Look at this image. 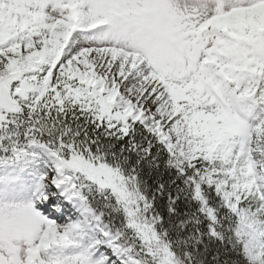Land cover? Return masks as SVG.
<instances>
[{
  "label": "snow or ice",
  "instance_id": "1",
  "mask_svg": "<svg viewBox=\"0 0 264 264\" xmlns=\"http://www.w3.org/2000/svg\"><path fill=\"white\" fill-rule=\"evenodd\" d=\"M0 264H264V0H0Z\"/></svg>",
  "mask_w": 264,
  "mask_h": 264
}]
</instances>
